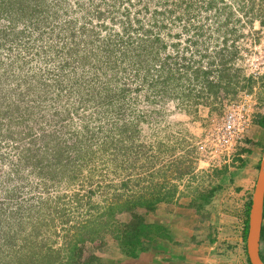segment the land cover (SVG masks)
I'll return each mask as SVG.
<instances>
[{
    "label": "rangeland",
    "instance_id": "rangeland-1",
    "mask_svg": "<svg viewBox=\"0 0 264 264\" xmlns=\"http://www.w3.org/2000/svg\"><path fill=\"white\" fill-rule=\"evenodd\" d=\"M49 1L52 3L51 9L60 10L59 18L53 23L73 20L77 22V27L85 18H94L99 24L94 17L98 10H110L109 14L122 2ZM209 1L191 0V18L187 20L178 18L185 6L177 7L171 19H164L167 27L162 28L161 34L169 42L167 50L175 52V59L179 62L184 61V56L193 61L200 59V49L204 54H209L204 61L219 60L217 53L221 54L226 61L222 69L230 74L231 79L223 80L220 91L217 94L206 91L198 98L195 93L181 94L182 90L177 86L179 88L176 90L179 89L180 93L173 94L171 82L168 85L169 93L163 95L159 87H140L143 74L137 76L135 69L127 68L115 78L116 81L106 83L111 84L112 92L116 91L118 84L122 87L125 85L124 98H114L112 104L106 105L86 97L83 102L82 96L76 93L77 87H70V80L84 72L80 67L83 59L81 46L73 57L77 59L75 63L66 64L68 57L61 48L62 39L53 38L49 26L41 29L40 36L41 32L36 31L31 32L30 36H18L11 29L13 22L6 16H0V73L11 72L14 59L17 60L15 64L19 66V72L54 68L58 73L59 84L55 83L54 88H49L43 96V104L39 106L44 107L41 112L35 113L34 119L32 117L31 125L38 128L35 122H41L40 126L59 133L65 146L75 142L90 154L87 162L79 167V179L73 183H56L52 180L48 183L50 186L44 187L37 175L28 172L24 178H12L9 184L5 177L0 180L1 198L5 196L2 195L5 187L23 185L17 195L20 203H23L20 206L22 209L15 210L16 204L11 199L2 206L0 204V250L9 249L10 257L21 255L24 245L35 246L37 252H40L39 248L51 245L57 250L64 245L63 234L77 220H87L101 214L116 199L139 195L150 197L158 190L174 192L175 198L171 202H161L156 211L146 214L147 221L157 222L161 220L158 217L162 212L171 213L176 209L192 211L194 208L189 207L192 201L213 186H218L212 202L204 207L202 213L196 212L197 225L192 228L197 235L195 241L204 243L214 235L219 240L213 250L214 255L218 253L223 259L226 257L227 264H248L242 238L245 204L251 194L244 195L243 187L238 185L245 166L240 158L231 166H208L205 147L216 119L238 95L252 94L254 100L261 107L264 106V0H214L215 4L207 7L205 4ZM128 4L124 1L120 9ZM132 9L135 12L139 10L135 7ZM108 16L111 18L112 14ZM110 18H106V21L109 22ZM18 25L24 27L25 22ZM53 39L55 47L50 48ZM195 41L198 44L195 45ZM172 44L178 46L173 47ZM109 74L113 73L110 71ZM193 83L198 85L197 90L201 89L202 82ZM181 84L185 89L183 78ZM23 181L28 184H23ZM58 196L63 197V203H68L70 211H67L66 217L56 216L51 222V219L43 217L44 212L55 211L52 206ZM81 198L84 201L90 199L99 209L84 205ZM14 210L16 217L11 214ZM138 212L145 211L139 209ZM116 217L122 222L130 219V215L124 213ZM16 218L18 221H15ZM106 238V246L96 252L111 259L107 251L115 250L117 245L112 236L107 235ZM88 249H94L93 245H88Z\"/></svg>",
    "mask_w": 264,
    "mask_h": 264
},
{
    "label": "trees",
    "instance_id": "trees-1",
    "mask_svg": "<svg viewBox=\"0 0 264 264\" xmlns=\"http://www.w3.org/2000/svg\"><path fill=\"white\" fill-rule=\"evenodd\" d=\"M124 1L130 4L120 9ZM190 1L122 0L121 4L116 5V9L109 13L112 14L111 18L108 16L110 10H105V12L98 10L94 17L99 24L94 21V18L89 20L85 18V21L78 27L77 22L73 20L53 23L59 18L60 10L51 9L53 7L49 0H0V16H6L13 22L11 29L18 36L23 34L30 36L31 32L35 31L41 32L40 36L41 29L49 26V31L52 30V37L62 39L61 48L66 58L68 57L65 60L66 64L75 63L77 60L73 58L75 52L80 46L82 47L83 59L80 67L84 72L77 75L73 81L70 80L69 84L72 89L77 87L76 93L82 96L83 102L86 97L91 101L98 100V103L106 105L112 104L114 98L115 100L124 98L127 90L125 85L123 87L120 85L121 88H119L118 84L116 91L112 92L109 86L111 84L106 83L114 81L127 68H132V71L135 69L137 76L143 74L140 87H145V85L159 87L163 95H167L168 85L172 82L173 94L180 93L179 89L176 90L179 88L177 86H180L181 94L195 93V96L200 98L207 93L206 91L217 94L223 86V80L230 78V74L224 73L222 69L226 61L221 54L217 53L219 60L216 58L204 61L203 59L209 54L207 52L204 54L200 49V59L193 61L192 58L184 56V61L179 62L175 59L176 53L167 50L169 42L161 34L162 28L167 27L164 19L167 17L171 19L177 7H181L180 5H184L185 8L182 9L178 18L180 20L190 19ZM171 4L175 8H171ZM213 4L215 1L211 0L205 5L212 7ZM132 7L139 8L138 12H135ZM106 18H110L109 22ZM20 22H25L24 27L18 25ZM111 22L114 23L111 24ZM117 22L119 26H116ZM199 28L202 29L203 26ZM78 38L81 40L78 41ZM54 42L53 39L50 48L55 47ZM194 44L198 42L195 41ZM171 46L176 47L178 44ZM16 61L14 59L12 62L11 72L0 73V180L5 177L9 184L12 178H24L28 172L31 175H37L41 183L45 185L44 187L50 186L48 183L52 180L56 183L76 182L80 176L79 167L87 162L90 154L75 142L65 146L59 133L40 126L41 122H35L38 128L31 125L35 113L41 112L44 107L39 106L43 104V96L50 90L49 88H54L55 83L59 84L58 73L54 68L45 71L31 69L19 72ZM110 71L112 75L109 74ZM182 78L185 89L181 84ZM194 81L202 82L200 90H197L198 85H195ZM260 122L264 125V119ZM22 183L28 184L24 181ZM22 187V184L5 187L2 192L5 196L3 198L0 196L1 206L11 199L13 204H16L15 210L22 209L20 206L23 203H20V197H17ZM217 191L218 186H213L207 193H201L196 201L189 204V207L194 208L197 213H202L204 207L212 202ZM152 195L150 197L133 196L129 199L127 197L118 198L119 200L116 199L109 203L101 214L87 220H77L75 225L63 234L64 245L57 250H54L51 244L47 248H39L40 252H37L33 245H24L27 249L23 247L21 255L10 257L9 249L2 248L0 264H116L115 261L104 258L96 252L108 243L107 235L114 238L121 254L132 258L147 251L151 244L160 240L172 242L173 236L170 229L159 223L147 221L146 214L156 211L161 202H171L175 198V193L170 191L163 193L158 190ZM63 202V197L58 196L52 206L55 211L50 210L49 213L43 211V217L51 219V222L56 216L66 217L69 207L67 202ZM81 202L92 206V209H99L90 199L84 201L83 198ZM251 205L252 198L247 201L244 209L243 241L248 264H251L247 252ZM139 209L145 212H138ZM15 210L11 213L12 217H16ZM123 213L130 215V219L126 222L119 221L116 217L117 214ZM15 221H18V218ZM91 244L94 249L89 250L88 245ZM260 255L264 261V225H262L261 232Z\"/></svg>",
    "mask_w": 264,
    "mask_h": 264
},
{
    "label": "crops",
    "instance_id": "crops-1",
    "mask_svg": "<svg viewBox=\"0 0 264 264\" xmlns=\"http://www.w3.org/2000/svg\"><path fill=\"white\" fill-rule=\"evenodd\" d=\"M261 119H264V116L253 122L248 137L240 148L242 157L239 158L245 168L241 172L243 175L239 177L241 179L238 185L243 187L244 195L251 194L249 199L253 198L264 158V125H261ZM245 198L248 199L247 196ZM158 218L161 220L155 221L156 223L170 229L173 236L172 242L160 240L151 244L147 251L140 253L136 258L121 254L118 248L107 251V256L116 264H227L226 257L224 260L221 254L214 255L213 250L219 243L214 235L204 243L195 241L196 231L192 230L193 226L197 225L194 209L188 212L181 209L171 213L162 212Z\"/></svg>",
    "mask_w": 264,
    "mask_h": 264
},
{
    "label": "built area",
    "instance_id": "built-area-1",
    "mask_svg": "<svg viewBox=\"0 0 264 264\" xmlns=\"http://www.w3.org/2000/svg\"><path fill=\"white\" fill-rule=\"evenodd\" d=\"M264 116L254 95H238L226 105L222 115L216 119L214 128L209 133L205 151L208 155V166H231L238 162L240 148L246 141L253 122Z\"/></svg>",
    "mask_w": 264,
    "mask_h": 264
},
{
    "label": "water",
    "instance_id": "water-1",
    "mask_svg": "<svg viewBox=\"0 0 264 264\" xmlns=\"http://www.w3.org/2000/svg\"><path fill=\"white\" fill-rule=\"evenodd\" d=\"M264 211V158L261 162L252 205L249 214V232L247 236V252L251 264H264L260 255V241Z\"/></svg>",
    "mask_w": 264,
    "mask_h": 264
}]
</instances>
